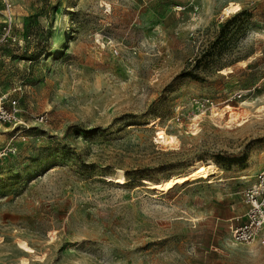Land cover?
<instances>
[{
	"label": "rangeland",
	"instance_id": "obj_1",
	"mask_svg": "<svg viewBox=\"0 0 264 264\" xmlns=\"http://www.w3.org/2000/svg\"><path fill=\"white\" fill-rule=\"evenodd\" d=\"M8 1L25 125L0 123V264H264L229 228L264 169V0Z\"/></svg>",
	"mask_w": 264,
	"mask_h": 264
},
{
	"label": "built area",
	"instance_id": "obj_2",
	"mask_svg": "<svg viewBox=\"0 0 264 264\" xmlns=\"http://www.w3.org/2000/svg\"><path fill=\"white\" fill-rule=\"evenodd\" d=\"M6 15L0 24V53L13 46H21L22 38L16 32L12 13V4L4 0ZM242 98L241 94L235 95L229 101H237ZM193 105L203 111L211 112L217 108L212 99L194 100ZM22 107L19 98L10 92L0 90V123L19 127L25 125L22 120ZM48 115H41L38 119L40 123H45ZM8 151H0V158L7 155ZM244 204L247 208L244 217L238 219L245 220L230 227V237L233 242L247 244L259 240L264 244V169L256 176L254 184L244 192ZM245 218V219H244Z\"/></svg>",
	"mask_w": 264,
	"mask_h": 264
},
{
	"label": "bare ground",
	"instance_id": "obj_3",
	"mask_svg": "<svg viewBox=\"0 0 264 264\" xmlns=\"http://www.w3.org/2000/svg\"><path fill=\"white\" fill-rule=\"evenodd\" d=\"M240 9V5L236 4V3H229V6L225 9V12L232 11H238ZM230 120H235L236 117L231 114L229 117ZM196 128V125H193V129ZM162 138V137H161ZM166 138V137H165ZM162 141L166 142L167 144L172 142L173 140L171 138H166V139H162ZM192 170V169H191ZM209 171L207 170V168H205L201 163H199L195 169H193L191 172L187 173V174H183L181 176L172 178V179H168L162 183H151V182H147L148 187L151 190H157L159 192H169L172 189H174L177 185H185L187 183H189L190 181L196 180L198 178H208L209 177ZM109 181L113 182L114 184L117 185H124L127 183L125 177L121 174H117L113 177L108 178ZM22 247H24L26 250L31 251V249L26 245V244H21Z\"/></svg>",
	"mask_w": 264,
	"mask_h": 264
},
{
	"label": "crops",
	"instance_id": "obj_4",
	"mask_svg": "<svg viewBox=\"0 0 264 264\" xmlns=\"http://www.w3.org/2000/svg\"><path fill=\"white\" fill-rule=\"evenodd\" d=\"M0 1H1V0H0ZM2 1H4V0H2ZM246 209H247V208H246ZM240 218H242V217H232V218H231V222L236 221L237 224H239L240 222H238L237 220L240 219ZM237 224H236V225H237ZM233 225H234V224H231L230 227L233 226ZM230 227H229V228H230Z\"/></svg>",
	"mask_w": 264,
	"mask_h": 264
},
{
	"label": "trees",
	"instance_id": "obj_5",
	"mask_svg": "<svg viewBox=\"0 0 264 264\" xmlns=\"http://www.w3.org/2000/svg\"><path fill=\"white\" fill-rule=\"evenodd\" d=\"M172 190H173V189H172ZM172 190H171V191H172Z\"/></svg>",
	"mask_w": 264,
	"mask_h": 264
}]
</instances>
